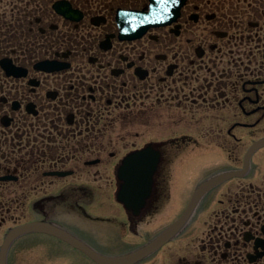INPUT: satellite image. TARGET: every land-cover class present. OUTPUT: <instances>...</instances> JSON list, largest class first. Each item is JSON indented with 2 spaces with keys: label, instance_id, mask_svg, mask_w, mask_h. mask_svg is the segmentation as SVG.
Returning <instances> with one entry per match:
<instances>
[{
  "label": "flooded vegetation",
  "instance_id": "af4514ba",
  "mask_svg": "<svg viewBox=\"0 0 264 264\" xmlns=\"http://www.w3.org/2000/svg\"><path fill=\"white\" fill-rule=\"evenodd\" d=\"M202 144L223 161L179 205L170 181ZM253 145L243 173L131 264H264V0H0V227L16 206L72 205L105 228L89 240L55 224L128 252L179 218L200 182L244 169ZM136 177L147 185L125 188L141 201L118 200ZM101 197L118 209L104 213ZM48 210L5 228L0 247ZM18 237L5 264L23 263Z\"/></svg>",
  "mask_w": 264,
  "mask_h": 264
},
{
  "label": "rangeland",
  "instance_id": "374dc122",
  "mask_svg": "<svg viewBox=\"0 0 264 264\" xmlns=\"http://www.w3.org/2000/svg\"><path fill=\"white\" fill-rule=\"evenodd\" d=\"M162 132L164 131L162 130ZM192 132L194 133L195 130ZM192 147V153L197 151L198 155L193 158L194 161L188 167V172L184 174V172L177 171L170 181V184L172 185V193L168 196L174 200L176 195V200L179 205L183 204L187 200L192 186L203 178V174L211 172V169L217 167L223 161L217 156L218 153L215 152V147L212 145L202 144L199 146L192 145ZM203 150H210L213 152L211 159L208 157L209 154L205 153L206 151L203 153L201 152ZM104 197H101L99 200L102 201V203L100 202L98 208L102 209L104 213L106 212V209H108L107 212L114 213V211L118 209V205H108V202L104 199ZM32 206L34 211L29 210L28 205H25V209L16 206L15 210L11 211L9 218L0 227V243L3 238L5 228L12 226L15 223H21L24 220H29L36 215L40 216L46 209H49L47 214L50 219L49 221L75 229L78 232L77 234L81 236L83 235L89 240L91 239V231H98L105 228L100 221L96 220L93 216L82 211L81 208L76 206ZM89 240L87 241L89 242ZM17 250L23 251L22 264H95L81 251L54 236L44 233L30 232L19 236L11 247V256L14 257V253H16ZM126 250L127 249L125 247H119V253H116L115 255L123 254L127 252Z\"/></svg>",
  "mask_w": 264,
  "mask_h": 264
},
{
  "label": "water",
  "instance_id": "95a60500",
  "mask_svg": "<svg viewBox=\"0 0 264 264\" xmlns=\"http://www.w3.org/2000/svg\"><path fill=\"white\" fill-rule=\"evenodd\" d=\"M255 145L251 146L245 154L244 159V169L234 170L229 172L220 173L215 175L211 178H208L203 183H201L193 192L189 203L182 213V215L166 227L163 231H161L155 238L149 241L147 244L124 254L115 255V256H108L102 253L97 252L96 250L92 249L90 246L86 245L84 242L76 238L74 235L70 234L66 230L51 224L47 221H31L26 222L24 224H20L18 226L13 227L9 230L3 240V243L0 247V264H5V256L6 251L13 239H15L20 234L31 232V231H38L44 232L51 235H54L70 245L80 249L86 255L91 257L94 261L98 264H130L143 256L147 255L148 253L152 252L156 248H158L162 243L168 240L173 234H175L180 227L185 223L186 219L194 209L196 203L200 199V197L214 184L220 182L221 180L231 177L233 175H238L244 172L248 165V158L251 154V151ZM148 183V177H138L134 182L127 181V183L121 186V189L117 193V197L120 201L129 202L130 205H137L141 198L143 197V193H135L131 192L130 190H126L125 187L127 186H146Z\"/></svg>",
  "mask_w": 264,
  "mask_h": 264
},
{
  "label": "snow or ice",
  "instance_id": "6c2138e0",
  "mask_svg": "<svg viewBox=\"0 0 264 264\" xmlns=\"http://www.w3.org/2000/svg\"><path fill=\"white\" fill-rule=\"evenodd\" d=\"M167 2V0H161V3H166Z\"/></svg>",
  "mask_w": 264,
  "mask_h": 264
}]
</instances>
